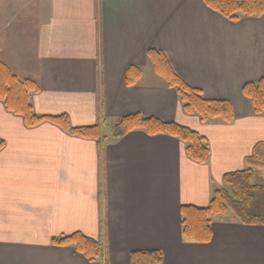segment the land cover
Segmentation results:
<instances>
[{
  "label": "crops",
  "instance_id": "1",
  "mask_svg": "<svg viewBox=\"0 0 264 264\" xmlns=\"http://www.w3.org/2000/svg\"><path fill=\"white\" fill-rule=\"evenodd\" d=\"M36 11L37 33L19 56L0 41V63L18 60L16 75L40 85L37 115L99 125L102 135H71L49 121L30 128L0 101V264H129L143 251L161 252L162 264H264V226L228 215L214 221L208 244L187 241L181 227V208L208 207L224 176L250 168L264 143V114L242 92L264 77V15L232 22L204 0H39ZM150 50L205 98L231 102L233 120L187 114ZM131 67L141 70L133 86ZM134 114L196 132L209 161H194L169 135L114 139L117 120ZM255 171L264 184V168ZM77 233L102 245L100 260L53 244Z\"/></svg>",
  "mask_w": 264,
  "mask_h": 264
},
{
  "label": "trees",
  "instance_id": "2",
  "mask_svg": "<svg viewBox=\"0 0 264 264\" xmlns=\"http://www.w3.org/2000/svg\"><path fill=\"white\" fill-rule=\"evenodd\" d=\"M211 10L232 22L241 18H260L264 15V0H204ZM148 59L155 72L163 77L170 88L177 91L187 114L198 115L203 122L208 120H233V106L227 100H210L201 90L187 84L172 68L161 51L150 50ZM141 77V70L131 67L127 71V85L133 86ZM41 91L40 85L30 79H20L3 63H0V101L14 115L21 116L26 126L35 127L45 121L52 122L65 132L90 139L101 138V126L73 128L67 116L37 115L31 103V96ZM243 96L248 99L255 114H264V77L243 87ZM134 131H144L150 136L169 135L187 145L188 155L199 164H206L210 158L207 140L187 127L173 122H165L155 117L140 114L129 115L117 120L114 139L125 137ZM4 146L0 140V148ZM250 168L228 173L224 176V187L215 191L208 207L183 206L182 235L187 241L208 244L213 238V223L219 218L233 215V221L246 226H264V209L257 205L264 202V184L257 176L256 168H264V143L258 144L252 156L247 159ZM263 197V198H262ZM258 209V210H257ZM56 246H71L83 254L90 262L103 257V247L83 234L63 236L55 239ZM163 255L159 251L133 252L129 264H162Z\"/></svg>",
  "mask_w": 264,
  "mask_h": 264
},
{
  "label": "rangeland",
  "instance_id": "3",
  "mask_svg": "<svg viewBox=\"0 0 264 264\" xmlns=\"http://www.w3.org/2000/svg\"><path fill=\"white\" fill-rule=\"evenodd\" d=\"M37 4H39V0H0V41H3L7 46L6 51H8L7 48L14 49V51H17V56H19V44L24 45L26 37L33 36L34 33H37L36 25L39 20H37L35 14L37 12ZM6 61L13 65L8 66V68L16 75L13 69L14 67H18V60L10 59ZM21 61L23 63L27 62V65L32 64V59L30 60V58ZM20 79L24 80L27 78ZM104 131L107 135L111 134V128L108 126ZM257 207L259 210H263L264 202L257 205Z\"/></svg>",
  "mask_w": 264,
  "mask_h": 264
}]
</instances>
